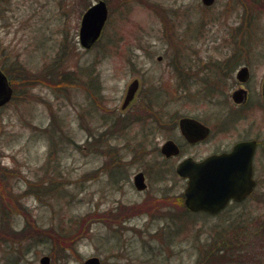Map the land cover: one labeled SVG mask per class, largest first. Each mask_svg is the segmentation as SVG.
<instances>
[{
  "label": "rangeland",
  "instance_id": "374dc122",
  "mask_svg": "<svg viewBox=\"0 0 264 264\" xmlns=\"http://www.w3.org/2000/svg\"><path fill=\"white\" fill-rule=\"evenodd\" d=\"M94 1L0 0V69L13 88L0 107V264H40L42 255L49 264H82L91 256L102 264H196L210 234L234 222L222 215H160L168 208L176 213L174 198L185 187L176 160L159 151L171 136L170 121L174 114L212 116L211 107L181 90L171 64L232 59L237 51V58L263 66L264 0H214L210 6L201 0H103L107 20L98 41L84 49L80 19ZM89 71L91 79L82 75ZM135 78L142 88L122 110ZM151 89L156 98L147 106L143 95ZM215 129L190 149L193 156L235 138L223 134L225 140ZM255 169L245 221L260 229L263 153ZM138 171L145 174L143 191L133 185ZM152 199L165 206L127 210ZM74 221L81 223L75 231ZM1 225L25 232L8 237Z\"/></svg>",
  "mask_w": 264,
  "mask_h": 264
},
{
  "label": "flooded vegetation",
  "instance_id": "af4514ba",
  "mask_svg": "<svg viewBox=\"0 0 264 264\" xmlns=\"http://www.w3.org/2000/svg\"><path fill=\"white\" fill-rule=\"evenodd\" d=\"M158 62L163 61L158 60ZM171 65L178 77V86L181 90L185 94L190 92V98L198 103L201 102L204 107H211L212 116L208 119L205 114L203 117L199 114L186 113L181 116L174 114L173 121H170L172 133L166 140H170L176 145L178 153L169 159L176 160L175 166L188 157L200 161L212 154L229 152L239 142L253 140L256 147L251 167L252 178L257 184L255 160L258 152L264 154L262 145L264 140V99L262 94L264 65L262 66L261 61L258 60L241 59L200 61L194 66L182 65L178 60H175ZM138 88L139 91L142 88L140 82ZM153 93L154 91L151 89V92L143 95L147 106H154L155 96L153 97ZM134 102L132 99L126 108ZM254 110L256 112L253 116ZM150 116L154 118L155 122H159L156 119L157 113L150 114ZM184 118L189 121L181 127L180 122ZM213 128H216L214 134H219L223 139H225L223 134L232 135L235 138H229L225 147L214 149L202 157L193 156L192 148L208 141L213 135ZM253 200L252 191L242 200H229L226 208L233 205L246 208Z\"/></svg>",
  "mask_w": 264,
  "mask_h": 264
},
{
  "label": "water",
  "instance_id": "95a60500",
  "mask_svg": "<svg viewBox=\"0 0 264 264\" xmlns=\"http://www.w3.org/2000/svg\"><path fill=\"white\" fill-rule=\"evenodd\" d=\"M204 5H210L214 0H201ZM107 18V6L103 0H97L82 15L78 31L79 44L90 47L101 33ZM161 57H158L160 59ZM138 86V81H132L127 89L123 107L132 99ZM264 98V83H263ZM12 96V88L6 76L0 70V106ZM189 120H181V127ZM264 148V141H263ZM254 152V142L244 141L234 146L232 151L210 155L200 162L185 158L175 168L178 175L187 178L184 189V204L193 211L203 210L215 213L223 208L230 198L241 200L251 192L254 180L251 178V162ZM161 153L171 156L178 153V148L171 141L161 146ZM136 189L146 187L144 175L138 172L133 177ZM49 257L43 255L41 264H49ZM83 264H101L97 256L84 260Z\"/></svg>",
  "mask_w": 264,
  "mask_h": 264
},
{
  "label": "trees",
  "instance_id": "16d2710c",
  "mask_svg": "<svg viewBox=\"0 0 264 264\" xmlns=\"http://www.w3.org/2000/svg\"><path fill=\"white\" fill-rule=\"evenodd\" d=\"M83 68L85 69L86 67H81L80 71ZM82 75L90 79L92 77L90 72H86ZM61 83H63V77L59 81H57V84ZM83 83L85 84V88H88V83ZM35 188L36 186L34 185L31 191L38 196L39 194L36 192ZM38 188L40 189L39 185ZM152 204L155 206L156 210L162 209L163 206H165L164 202L161 199H152L150 202H143L142 204L138 205H128L127 210H129L131 213L150 210ZM173 205L172 207L176 208V213H172V211H170L171 208H168L167 210L161 212L160 215L170 217L171 219H173L174 214L178 218L186 214L196 216L198 215L199 217L209 216L207 213H192L188 211L183 204L182 193L177 194L175 196ZM136 207L137 210L132 211V209ZM155 214L159 213H157L156 211L154 215ZM243 215L244 211L241 208L240 210L237 208H231L225 211V213L222 215L224 217L223 219H231L228 222L232 221L234 223H230V225H225L224 227L217 228L214 230V234H210L208 239L202 245L200 254L198 255V263L196 264H228L232 262L248 264L249 262L256 263L263 260L262 258L264 257V225L260 229L251 228L247 224L244 225L242 224V222L246 223L245 218L249 215V211H246L245 218L243 217ZM78 225L80 229L81 223L79 224L77 223V221L72 222V229L74 228L75 231L76 228H78ZM33 228L38 229L34 226ZM7 230H5V234H9L8 237H13L14 235H19L25 232V230L19 232L10 229V233L6 232ZM42 232L44 231L42 230ZM21 239H25V236H21Z\"/></svg>",
  "mask_w": 264,
  "mask_h": 264
}]
</instances>
